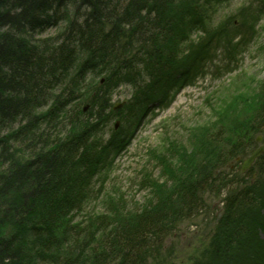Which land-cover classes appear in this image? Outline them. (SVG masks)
<instances>
[{
	"label": "trees",
	"instance_id": "1",
	"mask_svg": "<svg viewBox=\"0 0 264 264\" xmlns=\"http://www.w3.org/2000/svg\"><path fill=\"white\" fill-rule=\"evenodd\" d=\"M224 1L0 0V264H29L33 255H24L28 246L33 249L35 245L38 257L51 258L49 264H148L163 239L170 236L171 226L203 212L205 193L217 182L218 188L222 182L225 187L226 177L217 181L208 175L167 177L164 184L143 181L140 185H150L155 194L150 206L131 213L119 202L110 203L111 212L119 215L109 220L111 227L107 229V221L94 229V224L85 228L70 225V214L79 211L87 198L85 188L91 175L100 173L110 159L108 154L118 146V142L94 137L95 127L118 113L108 105L112 91L124 83L136 90L123 110L125 126L132 129L143 115L136 111L145 110L142 105L146 101H155V88L159 86V92L163 82L169 86L166 77L177 65L173 60L178 45L188 39V33L202 31L205 18L215 15L214 8ZM263 16L235 15L236 20L231 17L213 35L217 41H226L229 57L234 58L255 40L256 26ZM60 23L63 27L56 35L31 38ZM121 38L126 43L115 47ZM181 61L194 71L200 66L189 55ZM88 73L104 78L83 99L81 90ZM85 101L96 112L95 124L82 114L80 107ZM42 107L46 111L35 115ZM63 117L66 125L58 121ZM18 118L29 122L4 135L2 130ZM59 126L68 127V133L56 135L54 130ZM251 135L238 139L243 141L242 150ZM230 143L229 151L219 158L222 161L231 159L234 151L240 152ZM171 150L183 156L180 147ZM212 154L210 150L208 164L215 157ZM258 186L263 187L264 182ZM241 191L232 190L224 197V209L216 218L210 241L213 256L191 264H231L232 259L239 264L242 255L256 244L258 230L264 232V221L251 226L247 213L262 212L257 200L264 203V192L260 195L252 188V193L242 195ZM252 234L256 242L250 239ZM65 242L64 248L73 258L62 259L58 253L51 257L53 248ZM92 242L94 250L88 249Z\"/></svg>",
	"mask_w": 264,
	"mask_h": 264
},
{
	"label": "rangeland",
	"instance_id": "2",
	"mask_svg": "<svg viewBox=\"0 0 264 264\" xmlns=\"http://www.w3.org/2000/svg\"><path fill=\"white\" fill-rule=\"evenodd\" d=\"M263 4L262 0H225L214 8L215 15H208L207 19L205 18L204 29L192 34L188 33V39L178 45V55L176 60H173V63L177 65L166 77L169 86L163 82L161 86L166 90H162L161 87L158 92L159 86L155 88L157 93L155 101H146L145 105H142L145 110L142 111L140 108L136 112L144 113L151 108L154 111L138 118L132 129L129 125L125 126L123 110L136 90L124 83L112 91L108 105L114 114L118 111L116 114L119 115H111L104 123L99 122L100 124L95 127L94 137L103 141L118 142V148L112 150L111 155L108 154L110 159L106 160L100 173L96 176L91 175L85 188L87 198L79 211L70 214V225L77 224L80 228H85L89 224H94V229L107 221L110 225L104 228L107 229L111 227L109 220L119 215L116 211L111 212L110 203L113 205L119 202L131 213L150 206L155 194L150 185H140L143 181L158 180L164 184L167 177L208 175L217 177V181L226 177L225 180L228 181L225 187L222 182L221 187L218 188L217 182L213 190L205 193L203 212L171 226L170 236L163 239L162 247L147 263L191 264L213 256L214 251L210 248L212 246L210 241L215 235L216 218L223 212L224 203L222 202L227 193L237 189L242 190L243 195L252 188L260 195L264 192V186H258L262 181L264 182V152L250 164L248 169H242L244 161L257 149L264 147V18L257 26L258 33L254 36L255 40L243 51L234 55V58L229 57L231 52H228L226 41H217L213 34L228 24L231 17L236 20L235 15H238V18L241 15H257V13L264 15L261 11L264 10ZM62 27L63 23H60L32 34L31 38L35 40L54 36ZM125 43L126 41L121 38L119 46L115 47L119 48ZM236 43L235 40L231 49ZM106 46L108 47L109 43ZM134 50L136 48L132 49ZM186 55H189L192 62H199L200 70H202V73L197 74L190 82L181 81L191 73L192 68L182 64L181 59ZM102 78L104 77L88 73L84 88L81 90L83 99L90 95L91 87H96ZM158 78L161 80L163 73H160ZM178 81L182 83L178 84ZM53 96L55 95L49 98L51 103L54 100ZM119 104L122 105L116 107ZM80 108L83 109L82 114H87L86 117L95 124L93 115L96 112H93L91 106L85 101ZM45 111V107H42L34 113L39 115ZM119 111L122 112L121 115ZM72 115L73 112L67 117L70 119ZM58 121L64 125L67 124L66 117L59 118ZM250 121H252L250 124H246ZM28 122L29 119L18 118L8 123L2 133L9 134L18 125ZM246 125L251 126L241 130V127L245 128ZM68 131V127L59 126L54 133L63 135ZM247 133H252L251 139L242 150L243 141L239 142L238 139L243 138ZM120 134L122 137H117ZM228 143L236 146L240 152L234 151L231 159L228 157L222 161L219 158L224 157L229 151ZM203 146H205L204 150H200ZM171 147H180L179 153L183 156L181 157L178 152L175 155V150L172 151ZM210 150L215 157H211L212 161L208 164ZM216 160L218 165H213ZM216 186L219 189L217 192ZM257 201L264 208L261 199ZM246 205L248 210L249 204ZM247 220L251 226L255 223L260 226L264 221V209L260 213L258 211L247 213ZM259 226H256L257 230ZM258 237L256 242L253 234L250 236L256 244L252 243V247L242 255L239 264H264L263 230H258ZM66 243L57 249L53 248L51 257L58 253L59 258H73L74 255H71L67 247L64 248ZM93 244L92 242L88 249L94 250ZM37 247L38 245H35L31 249L28 246L29 252L24 256L33 255L29 259V264H49L51 258L38 257ZM236 257L237 254L233 252V258ZM234 263L232 259L231 264Z\"/></svg>",
	"mask_w": 264,
	"mask_h": 264
},
{
	"label": "water",
	"instance_id": "3",
	"mask_svg": "<svg viewBox=\"0 0 264 264\" xmlns=\"http://www.w3.org/2000/svg\"><path fill=\"white\" fill-rule=\"evenodd\" d=\"M264 152V147L257 149L252 156H250L247 160L244 161L243 163V170H246L249 168L250 164L257 158L260 156V154Z\"/></svg>",
	"mask_w": 264,
	"mask_h": 264
}]
</instances>
